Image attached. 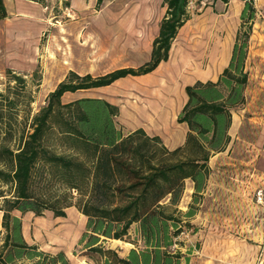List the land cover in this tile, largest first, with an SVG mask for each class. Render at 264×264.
Here are the masks:
<instances>
[{"label":"trees","instance_id":"1","mask_svg":"<svg viewBox=\"0 0 264 264\" xmlns=\"http://www.w3.org/2000/svg\"><path fill=\"white\" fill-rule=\"evenodd\" d=\"M163 1L167 9L150 60L99 76L70 71L33 115L34 95L26 74L6 69L0 89V183L9 193L0 191L5 232L0 264H72L64 250L51 252L27 242L22 219L12 213L44 216L51 212L54 217H66L68 207L87 218L73 250L82 258L96 264H181L182 259L188 264L190 248L184 253L176 245L184 232L198 227L183 216L198 210L211 153L228 127V119L223 124L221 118L243 100L249 38L243 27L254 18L253 1L243 0L232 57L218 81H196L185 87L188 100L177 116L179 123L188 125L183 145L170 149L159 135H150L142 127L126 131L118 118L119 107L104 98L62 99L67 92L147 74L167 61L178 30L190 18L191 0ZM6 16L0 0V19ZM32 76L39 85L40 71L36 69ZM186 179L194 181L195 191L192 204L183 212L178 205ZM108 238L136 247L121 256L114 248L104 247Z\"/></svg>","mask_w":264,"mask_h":264},{"label":"crops","instance_id":"2","mask_svg":"<svg viewBox=\"0 0 264 264\" xmlns=\"http://www.w3.org/2000/svg\"><path fill=\"white\" fill-rule=\"evenodd\" d=\"M3 1L7 16L0 22L17 27L4 30L6 40L0 45L3 52L11 50L10 40L15 41V45H19L14 49L15 56L33 64L39 55L42 34L49 30L51 55L56 54L60 65L67 69L65 74L74 71L93 76L123 67L136 68L150 60L153 41L159 34L160 22L167 9L163 0H103L101 4L98 0ZM252 1L254 18L245 21L243 27L249 31L243 100L229 108L227 117L221 118L223 124L228 119V127L218 148L211 153L209 175L200 192L198 210L190 217L183 216L198 227L184 232L179 238L181 243L176 245V250L184 253L190 248L188 264L218 261L220 255L214 253L221 243L218 237L234 235L235 228H239L235 227L234 215H246L240 228L243 235L254 236L250 246L262 245L264 206L256 204L253 197L256 189L264 188V0ZM201 2L189 6L190 18L178 30L168 60L160 62L152 72L129 75L110 85L76 93L104 98L117 105L119 120L126 131L142 127L150 135H159L170 149L183 145L188 125L179 123L177 116L188 96L185 91V98L182 96L174 105L171 103L173 94L178 95L177 88L185 90L196 81H218L230 63L242 24L243 0ZM67 13L72 14V18ZM63 98L66 101L75 99L70 92ZM132 124L135 128L130 126ZM194 191V181L186 179L178 205L181 211L186 212L192 204ZM12 213L22 219V233L29 243L35 242L32 233L36 236L43 225L51 231L57 227V231H64L62 234L65 235L72 230L76 245L87 222L86 216L75 207L66 208V217H54L51 212L44 216H35L33 212L23 214L18 210ZM2 215L0 210L1 243L5 233ZM70 224L72 228L68 226ZM74 225H80L79 229L78 226L73 228ZM58 234L51 233L52 236ZM196 243L198 246L195 247ZM104 247L114 248L121 256H126L136 245L108 238ZM58 250L64 249L51 252ZM73 255L76 256L74 251ZM87 261V264H96ZM185 263L182 259L181 264Z\"/></svg>","mask_w":264,"mask_h":264},{"label":"rangeland","instance_id":"3","mask_svg":"<svg viewBox=\"0 0 264 264\" xmlns=\"http://www.w3.org/2000/svg\"><path fill=\"white\" fill-rule=\"evenodd\" d=\"M200 0H192V6L200 4ZM116 2V0H114ZM113 3V2H111ZM202 3V2H201ZM192 9V7H191ZM54 20V19H53ZM16 25L9 24V25H3L0 22V45L2 44V41H5L4 33L6 31L4 30H14L16 29ZM9 41V40H8ZM11 44V50L8 52H3L2 48H0V89L4 88L5 81H6V69L11 68L17 72H21L26 74V77L29 80V87L33 91L34 95V101L32 102V115L37 113L39 109L46 103L47 95L49 92L55 89L57 84L64 80L69 73H66V68H63L60 65V62L56 59V54L51 55V44H50V32L49 30H45L41 37V46L39 50L38 58L36 59V62L33 64L29 63L30 60L28 59H20L16 57V52L14 49L19 46L18 44L15 45V41H9ZM28 49V46H26ZM60 50L62 49L61 46L59 47ZM25 52V51H24ZM38 69L41 73V81L39 85H37V81L33 79V72ZM94 89V88H93ZM176 93L178 95L173 94V103L174 105L180 101L181 97L183 96L185 98V90L177 88ZM79 92V91H77ZM74 98H80V97H88L83 95H79L76 92H70ZM46 96V97H45ZM64 102L66 101V98H62ZM176 109V107H174ZM119 118V117H118ZM120 121V120H119ZM138 125V123H137ZM130 126H133L132 128H135V124H132ZM126 128V127H125ZM6 190L9 193V188L0 183V191ZM246 215H234V224L235 227V234L228 236L226 234L219 236V240L221 241L218 248H216V251L214 252L217 255H220V258H218V261L213 262V264H263L264 261V223L262 224V245L261 247H252L250 246V242H254V236L253 235H246L242 234V229L240 226L243 224L244 219ZM264 217V215H262ZM218 221V220H217ZM230 224V221H228ZM225 225H227L225 223ZM78 225H74L73 228H76ZM42 229H40L38 234L33 235V243H38L41 245L42 249H45L47 251H55L59 248L64 249L71 259L72 263L75 264H87L88 262L85 258H79L78 255H73V247L75 245L74 243V236L69 231L68 234H62L64 231H57L56 228L51 231L52 229H47L45 226H41ZM70 227V225H69ZM80 225L77 227L79 229ZM60 228V227H59ZM67 229V227H64ZM72 228V227H71ZM47 229V230H46ZM77 229V231H78ZM38 230L36 229L35 232ZM44 231V232H43ZM52 232H59L57 236H52ZM50 233V234H49ZM71 235V236H70ZM57 237V238H56ZM73 237V239L71 238ZM68 238V239H66ZM2 236L0 235V245H1ZM73 240V241H72ZM50 241V242H49ZM64 241V242H63ZM72 241V242H71ZM71 244V247H70ZM213 249V247H212ZM206 250L209 251V246L206 245ZM215 250V249H214ZM76 260V261H75ZM229 261V262H228Z\"/></svg>","mask_w":264,"mask_h":264},{"label":"built area","instance_id":"4","mask_svg":"<svg viewBox=\"0 0 264 264\" xmlns=\"http://www.w3.org/2000/svg\"><path fill=\"white\" fill-rule=\"evenodd\" d=\"M191 3H192V0L190 1V5H191ZM45 8L48 9L47 6ZM67 16L69 18H72L73 15L70 14V13H67ZM253 199H254V202L256 204L261 205V206H264V188H258V189H256L255 192H254Z\"/></svg>","mask_w":264,"mask_h":264},{"label":"bare ground","instance_id":"5","mask_svg":"<svg viewBox=\"0 0 264 264\" xmlns=\"http://www.w3.org/2000/svg\"><path fill=\"white\" fill-rule=\"evenodd\" d=\"M107 94H108V93H107ZM110 95H111V94H110ZM45 97H46V96H45ZM141 115H142V114H141ZM144 116H145V115H144ZM137 121H139V120H137ZM70 214H71V213H70ZM77 216H78V215H77ZM65 221H66V220H65ZM43 223H44V221H43ZM57 223H58V222H57ZM57 223H56V224H57ZM60 223H61V222H60ZM40 224H41V223H40ZM68 224H69V223H68ZM44 225H45V224H44ZM65 225H66V224H65ZM63 226H64V225H63ZM68 226H69V225H68ZM70 226L72 227L71 224H70ZM81 226H82V225H81ZM64 227H65V226H64ZM66 227H67V225H66ZM71 227H70V228H71ZM73 227H74V226H73ZM62 228H63V227H62ZM68 228H69V227H68ZM46 230H47V229H46ZM56 230H57V228H56ZM61 230H62V229H61ZM58 231H59V230H58ZM78 231H79V230H78ZM43 232H44V231H43ZM71 232H72V230H71ZM77 233H78V232H77ZM37 234H38V233H37ZM49 234H50V233H49ZM78 234H79V233H78ZM70 236H71V235H70ZM74 236H75V235H74ZM77 236H78V235H77ZM77 236H76V237H77ZM56 238H57V237H56ZM71 238L73 239V237H71ZM66 239H68V238H66ZM72 241H73V240H72ZM72 241H71V242H72ZM49 242H50V241H49ZM63 242H64V241H63ZM70 247H71V244H70ZM75 261H76V260H75Z\"/></svg>","mask_w":264,"mask_h":264}]
</instances>
